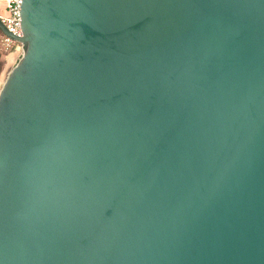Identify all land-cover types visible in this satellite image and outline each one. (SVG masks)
Returning <instances> with one entry per match:
<instances>
[{"label": "water", "instance_id": "1", "mask_svg": "<svg viewBox=\"0 0 264 264\" xmlns=\"http://www.w3.org/2000/svg\"><path fill=\"white\" fill-rule=\"evenodd\" d=\"M0 81V264H264V0H22Z\"/></svg>", "mask_w": 264, "mask_h": 264}, {"label": "built area", "instance_id": "2", "mask_svg": "<svg viewBox=\"0 0 264 264\" xmlns=\"http://www.w3.org/2000/svg\"><path fill=\"white\" fill-rule=\"evenodd\" d=\"M21 6L22 0H0V22L7 32L16 38L22 37ZM0 52L3 54L6 63L11 61L15 64L22 56L23 46L20 42L2 35ZM9 58H11L10 61Z\"/></svg>", "mask_w": 264, "mask_h": 264}, {"label": "rangeland", "instance_id": "3", "mask_svg": "<svg viewBox=\"0 0 264 264\" xmlns=\"http://www.w3.org/2000/svg\"><path fill=\"white\" fill-rule=\"evenodd\" d=\"M0 38H1V35H0ZM1 53V52H0ZM2 54V53H1ZM2 56H3V54H2ZM1 60L3 61V64H2V71H3V68H4V66H5V64H6V60H5V58H4V56L3 57H1ZM2 71H1V73H2ZM1 73H0V78H1ZM0 81H1V79H0Z\"/></svg>", "mask_w": 264, "mask_h": 264}, {"label": "trees", "instance_id": "4", "mask_svg": "<svg viewBox=\"0 0 264 264\" xmlns=\"http://www.w3.org/2000/svg\"><path fill=\"white\" fill-rule=\"evenodd\" d=\"M0 35L2 36V34H1V32H0ZM1 57H3L2 56V54L0 53V73H1V71H2V64H3V61L1 60Z\"/></svg>", "mask_w": 264, "mask_h": 264}, {"label": "bare ground", "instance_id": "5", "mask_svg": "<svg viewBox=\"0 0 264 264\" xmlns=\"http://www.w3.org/2000/svg\"><path fill=\"white\" fill-rule=\"evenodd\" d=\"M9 61L11 60V58L8 59Z\"/></svg>", "mask_w": 264, "mask_h": 264}]
</instances>
